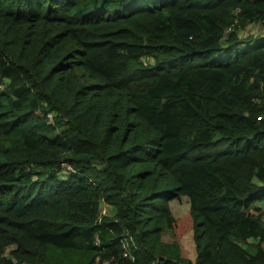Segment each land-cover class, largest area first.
Masks as SVG:
<instances>
[{
    "label": "trees",
    "instance_id": "1",
    "mask_svg": "<svg viewBox=\"0 0 264 264\" xmlns=\"http://www.w3.org/2000/svg\"><path fill=\"white\" fill-rule=\"evenodd\" d=\"M254 25L264 0H0V264H264Z\"/></svg>",
    "mask_w": 264,
    "mask_h": 264
},
{
    "label": "rangeland",
    "instance_id": "2",
    "mask_svg": "<svg viewBox=\"0 0 264 264\" xmlns=\"http://www.w3.org/2000/svg\"><path fill=\"white\" fill-rule=\"evenodd\" d=\"M242 36L248 38L253 36L254 38H259L264 36V26L263 25H254L251 26L248 30L242 33ZM172 213L176 219L184 218L190 211V205L187 198H182L181 200H173L170 203ZM110 208V207H109ZM111 209V208H110ZM108 211L112 212V209ZM183 247L188 253V257L191 261H195L197 257V248L195 244V235L193 230H188L181 239Z\"/></svg>",
    "mask_w": 264,
    "mask_h": 264
},
{
    "label": "built area",
    "instance_id": "3",
    "mask_svg": "<svg viewBox=\"0 0 264 264\" xmlns=\"http://www.w3.org/2000/svg\"><path fill=\"white\" fill-rule=\"evenodd\" d=\"M109 213V211H108V207L107 206H103L102 208H101V215L102 216H105V215H107ZM99 238H97L96 239V245H99ZM99 261H100V259L98 258L97 259V262H96V264H99ZM103 264H108V262H105V263H103Z\"/></svg>",
    "mask_w": 264,
    "mask_h": 264
}]
</instances>
